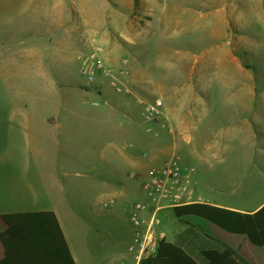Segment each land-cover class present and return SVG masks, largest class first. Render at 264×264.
<instances>
[{
  "label": "crops",
  "instance_id": "0c3cea01",
  "mask_svg": "<svg viewBox=\"0 0 264 264\" xmlns=\"http://www.w3.org/2000/svg\"><path fill=\"white\" fill-rule=\"evenodd\" d=\"M139 1L145 14H153L162 28L151 33L150 37L146 34L141 36L140 29L129 25L125 39L130 49L168 51V48L164 49L162 42L165 39L163 24L167 23V18L177 17L181 11L179 6L169 9L168 4L180 2ZM67 24L68 21L65 20L54 24L57 30L54 33L67 31ZM211 57L194 62V66L206 71H222L220 77L185 78L180 75L181 71L174 70L182 67L181 60H175L176 63L155 60L154 75L148 74V70L142 65L131 62L126 75H117L119 79L115 76L128 89L129 94H117L110 88L113 94L127 97L121 101H115L113 97L106 95L102 84L108 80L102 78L96 80L92 90H83L69 80L67 72L39 68L35 61L29 62L24 68L17 65L14 59L9 66L6 63L0 66V216L42 211L54 213L75 264H89L91 254L87 252L86 263L81 261L72 240V231L67 225L68 220L72 218L76 221L77 218L59 203V196L64 189L59 178L58 165L62 164L60 158L68 157L80 163L90 160L96 163L97 168L108 167L110 173L119 177L118 186H112L103 178L105 174L100 173L96 175L95 183L90 184L91 188L103 196L106 192L107 196L110 191L117 192L118 196L107 197L110 199L118 197L117 200L131 201L135 193L133 184L126 183L119 173L125 166L131 171L129 175L132 171L136 175H142L152 164L165 162L177 155L187 167V157L190 156L186 154L184 158L181 154L182 148L186 146L192 147L194 154L196 149H200L202 163H208L207 165H211L212 160L222 152L236 149H248L250 156L264 157V118L260 116L261 111L264 112V88L256 79L249 77L250 74L243 68L237 55L222 53L215 56L213 61H210ZM110 65L116 68L120 66L116 63ZM166 68L170 70L167 72ZM201 88L203 96L200 95ZM146 97L161 99L163 110L156 122L144 127L139 124L132 110L134 107L127 99L135 98L139 103L140 99ZM89 98H94L97 102L85 104L84 101ZM101 100L103 103H99ZM91 107L100 113L99 119L93 120L98 126L97 130L93 132L88 146L75 153L74 143L65 140L67 134H72L68 127L82 126L88 122L85 113ZM118 115H122L127 121L120 122L116 119ZM263 161L257 165L258 172L263 177L261 185L264 184ZM188 168L191 167L188 165ZM191 169L199 203L240 214H254L264 207V189L256 201L252 198L247 204L228 202L223 197L227 192L235 195L233 187L229 190L222 187L220 190L219 186L214 195H209V191L208 194L197 191L199 183L195 179V169ZM229 176L219 172L218 183L234 181ZM253 180H256V175L249 177L248 187L241 194L254 195L250 194ZM239 189L242 190L243 187ZM172 209L160 211V215H163L161 227L164 218L172 219L171 216H174ZM124 211L125 219L129 222L127 211ZM192 217L176 219L181 223L189 219L190 222L187 223L197 225ZM184 229L177 231L173 240H168L165 235L166 241L174 242L177 233ZM219 231L229 235L235 243L230 246L221 241L217 237ZM219 231L212 229L204 233L232 248L246 264H255L258 257L261 264H264L263 250L252 246L246 237ZM132 241L133 234L127 247L129 257L123 255L117 264L139 263L129 252Z\"/></svg>",
  "mask_w": 264,
  "mask_h": 264
},
{
  "label": "rangeland",
  "instance_id": "374dc122",
  "mask_svg": "<svg viewBox=\"0 0 264 264\" xmlns=\"http://www.w3.org/2000/svg\"><path fill=\"white\" fill-rule=\"evenodd\" d=\"M178 1L180 4L170 2L168 7L170 9L179 6L181 10L179 15L172 19L167 18V23L163 24L165 39L162 42L164 49L168 48V51H155L148 48L131 50L125 39L129 25L140 29L141 36L146 34L150 37L151 33H156L162 28L153 14H145L139 0H0V66H4V63L9 66L14 59L17 65L24 68L29 62L35 61L39 68L67 72L73 84L79 85L83 90H92L94 84L86 83L80 73L79 61L81 56L91 52L97 55L105 68L111 70L112 76L118 82L120 81L117 75H126L131 62L142 65L148 70V74L154 75L156 69L153 65L158 59L167 63L181 60L182 67L174 70L181 71L180 75L185 78L220 77L222 71L220 73L216 70L196 68L194 62L205 61L207 56H212L210 61H213L215 56L231 52L238 56L243 68L250 74L249 77L256 79L264 88V0ZM58 20L68 21L65 28L67 31L64 33H54L57 31L54 24L57 25ZM110 63L120 66L116 68ZM138 68L141 69V66ZM166 70L168 72L170 69ZM98 78L104 79L101 76ZM106 82L102 84L106 95H110L115 101L127 98L124 95L113 94ZM121 86L127 91L121 94H129L128 89L122 84ZM203 92L201 88V96ZM127 100L134 107L132 110L140 125L145 127L159 119L160 116L152 122H146L143 118L145 103H151L155 98H142L139 103L135 98ZM84 102L92 105L97 100L89 98ZM95 109L91 107L85 113L88 122L82 126L68 127L72 134H67L65 140L74 143L75 153L88 146L93 132L97 130L98 126L93 120L99 119L100 113L95 112ZM263 113L261 111L260 116L264 118ZM116 119L120 122L127 121L122 115L116 116ZM150 139L152 140V137ZM191 149L192 147L186 146L182 148L181 154L184 158L186 154L190 156L187 157L186 165L195 169V179L199 183L197 191L203 194H208L209 191V195H214L219 186V189L223 187L228 190L233 187L236 194L227 192L223 197L228 202L239 204H247L252 198L255 201L259 198L264 184L261 185L263 177L258 172L257 165H260L264 157L250 156L248 149H236L222 152L212 160L211 165H207L208 163H202L201 150L196 149L194 154ZM60 160L62 164L58 165L60 170L58 174L64 189L59 196L61 198L59 203L77 218L76 221L72 218L68 220L67 225L72 231V240L81 261L86 263L87 252L92 258L89 264H117L123 255L129 257L127 247L133 229L125 219V209L102 207L103 202L110 200L107 197L118 196L117 192L110 191L108 196L106 192L103 196L90 185L97 180L96 175L103 173L105 174L103 178L116 188L119 177L110 173L108 167L97 168L96 163L90 160L85 163L68 157ZM147 171L142 175H136L132 171L137 178L130 179L129 168L127 166L121 168L119 172L122 175L121 179L133 184L135 192L131 201L124 200L126 204L148 202L141 187L148 179ZM219 172L230 175V179L233 178L234 181L218 183ZM252 175H256V180H253L250 188V194L254 195L241 194L248 187L249 177ZM242 187V190L239 189ZM171 217L172 219L164 218L161 227L168 240H173L176 232L184 229L185 223L190 222L189 219L185 220L186 222H177L175 216ZM192 218H195V223L205 232L212 229L219 231L209 222L198 217ZM217 237L230 246L235 243L229 235L221 231L217 232ZM261 263L258 257L255 264Z\"/></svg>",
  "mask_w": 264,
  "mask_h": 264
},
{
  "label": "trees",
  "instance_id": "16d2710c",
  "mask_svg": "<svg viewBox=\"0 0 264 264\" xmlns=\"http://www.w3.org/2000/svg\"><path fill=\"white\" fill-rule=\"evenodd\" d=\"M178 219L199 217L220 230L248 239L264 253V207L254 214L195 203L172 209ZM55 214L8 213L0 216V264H75ZM174 242L161 240L153 256L138 264H246L227 245L187 223Z\"/></svg>",
  "mask_w": 264,
  "mask_h": 264
},
{
  "label": "built area",
  "instance_id": "2783aa9c",
  "mask_svg": "<svg viewBox=\"0 0 264 264\" xmlns=\"http://www.w3.org/2000/svg\"><path fill=\"white\" fill-rule=\"evenodd\" d=\"M79 61L80 73L87 84L93 85L98 76H101L108 80L115 93L121 94L126 91L120 82L112 76L111 70L100 63L95 53L85 54L79 58ZM162 110L161 99L145 103L143 118L146 122H152L160 116ZM192 175L193 169L184 166L181 158L174 155L167 162L151 166L148 169V179L141 185L147 196V203L126 204L124 200L110 199L102 204L103 208L118 207L127 211L129 224L133 229V241L129 252L134 255L135 261L156 254L157 243L166 240L165 233L161 228L160 211L199 203ZM129 178L137 177L131 173Z\"/></svg>",
  "mask_w": 264,
  "mask_h": 264
}]
</instances>
